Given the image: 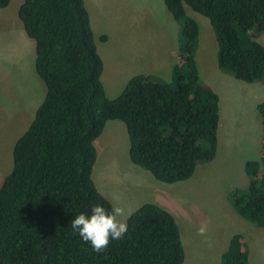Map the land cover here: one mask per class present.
I'll list each match as a JSON object with an SVG mask.
<instances>
[{
    "label": "trees",
    "instance_id": "obj_1",
    "mask_svg": "<svg viewBox=\"0 0 264 264\" xmlns=\"http://www.w3.org/2000/svg\"><path fill=\"white\" fill-rule=\"evenodd\" d=\"M12 0H0V9ZM181 27L179 60L164 82L137 75L109 99L84 0H24L18 15L36 47L35 68L46 95L13 151V170L0 186V264H183L179 225L168 210L144 204L123 237L95 252L71 229V219L93 204L111 208L93 171L95 141L108 121L125 123L132 163L165 184L189 180L218 151L219 96L201 80L196 63L199 25L186 7L210 22L219 69L246 83L264 81V0H164ZM106 36L101 41H107ZM260 162L246 166L247 188L230 203L264 228V101ZM222 264H249L247 245L235 234Z\"/></svg>",
    "mask_w": 264,
    "mask_h": 264
},
{
    "label": "rangeland",
    "instance_id": "obj_2",
    "mask_svg": "<svg viewBox=\"0 0 264 264\" xmlns=\"http://www.w3.org/2000/svg\"><path fill=\"white\" fill-rule=\"evenodd\" d=\"M21 1L12 0L8 7L0 9V186L13 170L16 142L29 128L46 95V86L35 68V43L26 35L18 15ZM84 3L104 62L101 81L109 99L122 93L136 69L164 82L171 80L172 67L179 60L181 27L164 0ZM186 9L199 25L195 59L202 82L209 86L213 82L250 84L219 69L218 43L209 20ZM102 36L108 40L101 41ZM256 39L264 46V33ZM160 62L167 65L160 73H152L150 67ZM219 75L226 81L218 79ZM258 117L251 110L249 118L247 108L246 113L236 111L231 124L238 122V127L247 131L227 135L221 129L217 159L198 164L189 180L174 184L161 183L132 163L125 123L108 121L95 141L94 182L113 206L124 209L119 219L126 225L144 204H155L171 212L181 232L183 264H222V255L235 234L243 236L249 264H264V228L245 220L230 203L233 190L249 186L247 164L261 160L262 133L255 127ZM260 173L264 175V167Z\"/></svg>",
    "mask_w": 264,
    "mask_h": 264
},
{
    "label": "crops",
    "instance_id": "obj_3",
    "mask_svg": "<svg viewBox=\"0 0 264 264\" xmlns=\"http://www.w3.org/2000/svg\"><path fill=\"white\" fill-rule=\"evenodd\" d=\"M23 2L24 0L21 1L19 8L23 4ZM165 65H167L165 62L162 63L160 62V63H156L153 67L150 68L152 73H160L162 67ZM138 70L139 71H137L136 69L133 72L131 79L137 75L150 74L147 73L146 71L142 72L140 71V69ZM217 78L220 79L221 81L225 80L221 75L217 76ZM205 85L210 89H212L219 96L220 99V124L218 129V151L216 156L219 153V135L221 129L227 132V135L234 134L239 131H241L242 133H245V131H247L246 128L244 129L245 130L244 131L242 128L238 127V122H234L233 124H231L233 122V120L231 119L232 117L235 116L236 111L238 112L244 111L246 113V108H247L249 110V118H250L251 110L252 112L254 110L255 115L259 116L257 123L255 124L256 129L259 130L256 131H259L263 135V119L260 117V113L258 111V105L261 101L260 102L255 101L256 103H252V100H260V98H263L262 101H264V97H261L264 96L263 95L264 82L261 81L252 84H242V83L240 84V82H213L211 86H209L208 84ZM246 103H249V105H247ZM227 123L228 125H226ZM252 129L253 128L251 127L249 131H251ZM216 156L212 162H214L217 159Z\"/></svg>",
    "mask_w": 264,
    "mask_h": 264
},
{
    "label": "clouds",
    "instance_id": "obj_4",
    "mask_svg": "<svg viewBox=\"0 0 264 264\" xmlns=\"http://www.w3.org/2000/svg\"><path fill=\"white\" fill-rule=\"evenodd\" d=\"M123 215L124 209L120 206L105 208L102 204H93L88 211L72 217L71 229L93 251L101 252L108 246L110 239H120L126 232V223L119 219Z\"/></svg>",
    "mask_w": 264,
    "mask_h": 264
}]
</instances>
